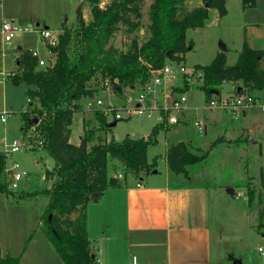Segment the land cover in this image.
Here are the masks:
<instances>
[{"label": "trees", "instance_id": "16d2710c", "mask_svg": "<svg viewBox=\"0 0 264 264\" xmlns=\"http://www.w3.org/2000/svg\"><path fill=\"white\" fill-rule=\"evenodd\" d=\"M84 1L89 5L90 20L83 21L78 5L75 25L69 27L63 22L56 44L46 45L53 63L40 69L30 50L24 49L16 59V71L6 78L13 85L25 87L29 107L20 113V130L23 135L31 131L39 148L51 158L53 165L44 172L49 186L41 191H11L5 172L6 155L0 151V193L17 201L38 195L46 198L38 208L37 227L64 264H95L87 236V206L117 184L108 176L109 162L119 164L123 177L138 179L149 174L155 159L148 161L147 150L156 144L158 132L167 129L164 117L146 137L108 139L110 123L96 108L92 111L95 126L85 122L78 144H73V114L82 112V102L97 94L98 83L102 89L111 87L120 95L125 88L143 87L166 62L181 63L191 48L186 31L203 27L209 9H216L220 16L226 12L225 0H202V6L192 9L185 7L187 0H150L147 37L141 42L133 37L126 49H120L113 42L116 33L120 28L127 33L140 28L145 0H109L104 7H100V0ZM241 1L243 7L255 5V0ZM196 71L206 103L219 97L224 83L236 84L238 94L259 100L255 93L264 89V50L250 48L245 38L233 65H226L224 53H218L209 64L195 66L189 76L185 73L182 89L176 92L189 89L187 78ZM220 142L218 139L212 146ZM208 153L193 151L180 141L166 150L165 161L170 173L187 178L188 169L203 163ZM252 196L253 192L247 191L248 205ZM17 262L18 257H2L0 253V264Z\"/></svg>", "mask_w": 264, "mask_h": 264}, {"label": "rangeland", "instance_id": "374dc122", "mask_svg": "<svg viewBox=\"0 0 264 264\" xmlns=\"http://www.w3.org/2000/svg\"><path fill=\"white\" fill-rule=\"evenodd\" d=\"M108 1L100 0V7H104ZM149 3L150 0H145L143 3L140 28L132 33H127L124 28H120L113 41L115 46L126 49L133 37H136L139 42L147 37L146 25L148 21L146 12ZM77 5H81V16L85 14L89 20V5L84 0H0V24L2 21L12 20L21 28L31 30L27 33L25 42L16 40L12 43H4L0 36V72L4 73L3 75L0 74V111L10 112L5 124L0 123V146L10 145L12 141L23 138V132L20 130V113L29 107V100H27L24 93L25 87L13 85L6 79L9 73L16 71V67L9 71L14 64L16 53L23 49H36L46 65L53 63L54 57L52 54L47 53L40 30H46L44 27H47L48 31L58 36L63 22L69 27H73ZM202 5V0H187L185 3L187 9ZM225 9V14L220 16L218 11L212 8L203 27L186 31V40L191 43V48L185 53L181 64L186 69L188 76L195 66L209 64L218 53H224L226 64L233 65L242 48L243 40L247 36L251 37L255 46L264 49V0H255L253 7H243L241 0H225ZM251 23H263V25H255L250 29L248 25ZM250 32H253V35ZM221 46H224L226 51L222 52L220 50ZM38 68L42 69L44 66ZM197 74L198 71L187 78L189 84L187 91L176 92L182 89L183 78L164 80L160 86L155 88L154 95L150 99H146L145 104L148 108L152 104H156L157 108H160L165 97L172 98L173 96L179 97L182 95L186 99L181 104L182 107L178 112L168 110L167 115H176L178 123L174 125L166 124V126H177V128L170 134L165 130L158 132L157 144L148 148L150 157L159 154L163 150L165 142L173 144L179 139H186V136L191 140L201 138V136L198 137L197 130L193 125L194 113L190 114V111L186 110L184 118L187 119L188 123L181 125V123L183 124L181 115L186 107L195 109L205 106V95L198 88ZM97 87L99 89L97 94L92 99L82 102V113L73 114L70 138L74 143H77L82 135L85 122L88 121L90 126H95L92 114L94 109L109 107L113 109V112H120L128 106L127 98H131L129 105H133L141 91V87L135 86L134 88H125L123 93L117 95L111 87L102 89L100 83ZM227 90L226 86L223 87V91L220 92L219 96H228ZM97 100L101 101L98 107L95 106ZM88 101L93 105L86 107ZM252 109H247L246 112H251ZM196 110V118L200 119L201 111ZM221 112L227 114L226 117L231 116V119L240 117L239 111L222 110ZM120 113L123 117L116 120L115 125L107 132L108 139L113 137L115 141H121L125 136L131 138L146 137L153 126L162 122L164 117L166 118V115L156 110L151 111L150 115L144 113L126 116L124 112L121 111ZM254 114L258 115L260 125L252 131H248V128H246L237 132L236 135L240 134L235 139L234 135L232 141H229L228 148H231L230 151L225 152L223 147H218V149L216 147L214 151L209 152L203 163L188 169L189 177L185 178L182 175L174 174H170L169 177L170 183L172 182L175 185L193 183L207 186L211 194L212 212L215 215L220 214V230L216 232L214 228L216 245L220 236L221 239H225L230 243L229 246L234 247L237 250L236 252L246 254L253 262H256L262 257L264 258V111H256ZM107 120L109 123L113 122V115L109 114ZM231 124L233 126L241 125L240 121L235 120H232ZM25 136H27L31 148L12 153V159L7 156V165L10 166L12 162L16 161L22 169L21 164H23L25 168L31 171L30 179L35 181L38 170L32 166L33 157L41 167H43V162L50 163V166L53 162L43 150H36L39 143L35 140L31 131ZM221 138L224 139L223 136ZM209 144H203L201 146L202 151L207 150ZM31 149H34V151ZM109 172L116 175L118 173L122 174L121 169L116 170L113 165L112 168L110 167ZM162 176L163 172L160 169L157 179L161 180ZM227 189L234 190V194H227ZM247 191L253 192L252 201L249 205L247 203ZM37 198L39 200L38 208H40L46 203V198L42 195H38Z\"/></svg>", "mask_w": 264, "mask_h": 264}, {"label": "crops", "instance_id": "0c3cea01", "mask_svg": "<svg viewBox=\"0 0 264 264\" xmlns=\"http://www.w3.org/2000/svg\"><path fill=\"white\" fill-rule=\"evenodd\" d=\"M255 25L263 23H251L248 27L252 29ZM250 34L253 35V32ZM246 40L250 48L264 50L260 46H255L250 36H247ZM22 41L25 42L26 39ZM20 52L16 53L14 64L9 71L17 67L16 59ZM225 86L228 89L227 94L231 95L237 85L224 83L220 92ZM255 94L260 103L264 104V89ZM196 109L201 111L200 119L196 118ZM186 110H189L190 114L194 113V123H200V131L194 123L193 125L198 137L201 138L191 140L186 136V139H179L173 144L165 142L163 150L151 157L147 150L148 161L155 159V166L149 174L141 175L138 179L123 177L120 173L111 174L109 169L112 165L116 170H120L121 167L116 162H109L108 176L114 177L117 184L108 187L97 200L87 206V236L95 264H264L263 257L253 262L246 254L236 252L237 250L220 236L217 240L219 246L216 245L214 228L216 232L220 230V214L215 215L212 212L209 188L193 183L179 185L170 183L169 176L172 173L169 172L165 161L166 150L180 141L189 145L193 151H202L201 146L206 143H210L207 147L209 152L214 151L216 147L217 149L223 147L225 152L230 151L229 141H232L234 135L235 139L240 134L236 135L237 132L246 128L252 131L260 125L258 115L254 112L261 109L255 107L251 112L243 111L240 117L231 119V116L226 117L227 114L219 110H209L205 102L203 107L195 109L186 107L181 115L183 117L181 125L188 123L184 118ZM232 120L240 121L241 125L233 126ZM111 123L115 122H110V125ZM175 128L177 126L164 130L170 134ZM218 139L222 142L212 146ZM4 150L5 146H0V151ZM36 150L42 149L38 147ZM9 157L12 159V155ZM33 159L32 166L38 170L35 181L30 179L31 171L21 164L22 170L26 173L22 190L26 192L41 191L49 186L44 178V172L52 167L51 164L43 162L41 167L34 157ZM8 167L6 160L5 168ZM160 169L163 176L158 180ZM226 192L234 194L232 189H227ZM38 207L37 197L17 201L12 196L0 193V253L2 257L7 255L18 257L17 264H64L41 229L37 227Z\"/></svg>", "mask_w": 264, "mask_h": 264}, {"label": "built area", "instance_id": "2783aa9c", "mask_svg": "<svg viewBox=\"0 0 264 264\" xmlns=\"http://www.w3.org/2000/svg\"><path fill=\"white\" fill-rule=\"evenodd\" d=\"M82 19L84 22H88V17L85 14H82ZM31 32V30L26 28H21L17 24H15L12 20L2 21L0 24V36L1 40L4 43H12L16 40H25L27 33ZM40 35L42 38V42L46 48V45H55L57 42V35H53L50 31L40 30ZM47 50V48H46ZM30 52L33 57L37 59V67L46 66L44 59L39 56V53L36 49H30ZM48 54H51L47 50ZM48 65V64H47ZM186 73V69L181 63H175L172 61H168L165 63L162 69L153 72V76L148 83H146L143 87H141V91L139 92L135 103L133 105H129L131 102V98H127L128 106L122 109L121 111L125 113L126 116L130 115H141L147 113L150 115L151 111H163V114L166 115L165 122L167 125H174L178 123V119L176 115L169 114L168 110L171 112H178L181 109V104L186 101L184 96L172 98L165 97L163 105L160 108H157L156 104H152L151 106H146V99H150L152 95H154L155 88L160 86L164 80H173L177 78H182ZM170 100V101H169ZM101 104L100 100L95 101V106ZM93 105L90 101L86 104V107ZM111 106V105H110ZM206 107L209 109H219L225 110L229 112H237L240 113L246 111L247 109H252L255 107H259L262 111H264V104L260 103L259 100L255 99L253 96L238 94L236 91L228 96L224 97H214L210 99L206 103ZM106 116L109 114L113 115L115 120L121 119L123 115L120 112H113V109L109 107L105 109H100ZM10 112L6 110L0 111V123L5 124ZM194 125L198 129L201 130L200 123L195 122ZM31 145L28 144L27 136L23 135L21 140H14L10 143V145H5L4 153L7 156L15 153L21 149H30ZM7 179L9 180L8 188L12 191H18L22 189V182L26 177V173L20 168L19 163L12 162L8 168H5Z\"/></svg>", "mask_w": 264, "mask_h": 264}, {"label": "water", "instance_id": "95a60500", "mask_svg": "<svg viewBox=\"0 0 264 264\" xmlns=\"http://www.w3.org/2000/svg\"><path fill=\"white\" fill-rule=\"evenodd\" d=\"M205 6H206V5H205ZM220 50H221L222 52L226 51L224 46H221ZM34 122H36V120H34ZM114 124H115V123H111L110 126H113ZM94 197H97V195L95 194Z\"/></svg>", "mask_w": 264, "mask_h": 264}]
</instances>
